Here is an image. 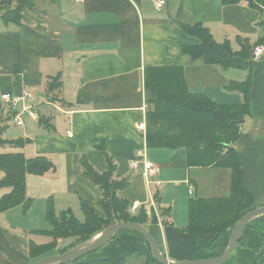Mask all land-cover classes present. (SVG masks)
<instances>
[{
	"label": "crops",
	"instance_id": "obj_1",
	"mask_svg": "<svg viewBox=\"0 0 264 264\" xmlns=\"http://www.w3.org/2000/svg\"><path fill=\"white\" fill-rule=\"evenodd\" d=\"M165 1V7L156 10L153 0H35V9L22 13L21 24L0 20V120L7 126L2 137L29 141L16 149L0 146V153L21 152L27 159L46 157L54 163V169L44 175L27 177V197L32 199L27 212L19 206L0 213V264H32L30 243L52 241L42 233L51 230L46 218L50 203L57 215L67 211L74 215L77 209L84 216L81 200L91 203L99 216L105 215L102 192L85 177L81 164L84 157L97 172H104L103 150L116 164L115 179L129 183L118 192L122 199L132 205L149 202L150 193L156 198L163 216L156 223L149 218L144 228L155 236L163 254L174 262L192 259L194 240L185 231L189 199L228 196L231 172L189 168L184 151L163 148L147 149V158L157 170L154 176L146 177L142 164L130 168L146 143L145 135L136 129L146 121L148 110L144 70L180 66L192 92L203 93L221 105H241L243 95L230 84L245 81L248 71L222 70L204 59L183 56L181 47L197 46L199 40L178 24L201 22L215 41L228 40L238 51L237 38L255 44L262 37L259 23L264 11L252 9L247 1ZM260 46L264 48V44ZM262 55L255 61L251 115L233 144L243 170L240 184L257 209L264 206V52ZM57 75H61L62 85L49 94L47 85ZM25 92L34 96L29 103L36 118L24 115V125L18 126L1 96ZM3 175L0 173V180ZM9 192L0 190V199ZM146 205L135 214L140 210L146 214ZM66 239L58 241L56 253L51 255L73 244L61 246ZM147 247L134 234L121 233L84 261L130 257L129 264H145L144 259L135 261L132 256ZM256 259L253 250L238 246L224 264H255Z\"/></svg>",
	"mask_w": 264,
	"mask_h": 264
},
{
	"label": "trees",
	"instance_id": "obj_2",
	"mask_svg": "<svg viewBox=\"0 0 264 264\" xmlns=\"http://www.w3.org/2000/svg\"><path fill=\"white\" fill-rule=\"evenodd\" d=\"M247 1L252 9L264 11V0H223V4H239ZM35 0H0V20L6 24H21L22 13L35 9ZM187 35L199 40L197 46L181 47V54L191 57L193 61L204 59L210 66H217L222 70H247L248 76L241 83L231 82V89L243 95L241 105H221L203 93H194L187 86L185 73L180 66H156L144 70L145 99L148 110L146 112V144L148 149H174L185 153L189 168H218L231 172L230 192L228 196L216 198L193 197L189 202V225L185 230L194 240L192 259H216L227 248L234 224L247 213L257 209L252 196L241 186L243 175L239 156L233 144L241 137L244 121L251 115V92L253 89V74L255 62L253 52L256 47L264 44V20L260 21L262 37L251 44L247 38H237L240 50L234 51L232 43L215 41L208 28L201 22L197 24H178ZM61 75L52 78L47 85L49 94H53L61 87ZM13 119L18 113L11 110ZM41 125L48 127L41 121ZM6 125L0 120V146L21 148L28 140H5L3 133ZM107 162L104 172H97L88 160L81 158L83 174L93 182L102 192L101 207L104 216H99L94 206L81 200V210L85 220L81 222L70 211L56 214L50 203L46 218L51 230L42 232L52 237L47 245L30 243V260L35 262L56 253L58 241L66 238L76 239L70 247L61 249L59 253L74 249L77 245L88 242L98 236L108 226L118 222L135 223L146 226L148 215L140 210L138 214L130 212L131 203L122 199L118 192L127 188L128 181L115 179L116 164L103 150ZM54 169V163L46 157L27 159L21 152L0 153V190L10 192L0 199V213L22 206L27 212L32 206V199L27 197L26 182L31 175L41 176ZM167 215V212H163ZM168 216H165L167 219ZM152 223L157 219L153 218ZM239 246L253 250L257 259L255 264H264V217L246 226ZM134 234L147 244L144 238L136 232ZM148 245V244H147ZM133 258L144 259L145 264H158L151 255L148 245L146 251H135ZM130 257L118 260H90L84 259L74 264H129Z\"/></svg>",
	"mask_w": 264,
	"mask_h": 264
},
{
	"label": "water",
	"instance_id": "obj_3",
	"mask_svg": "<svg viewBox=\"0 0 264 264\" xmlns=\"http://www.w3.org/2000/svg\"><path fill=\"white\" fill-rule=\"evenodd\" d=\"M244 121L240 122L242 125ZM264 217V206L252 210L247 213L242 219L238 220L232 229L229 239V244L225 251L216 259H190L188 261H172L166 257L159 247V243L155 236L143 226L135 223L118 222L103 229V232L98 236L90 239L88 242L76 246L67 252L51 255L41 258L32 264H74L106 246L109 242L114 240L119 234L124 232H136L140 234L151 249V255L158 264H224L230 258L232 252L239 246L246 230V226L251 222ZM264 246L259 255L261 256Z\"/></svg>",
	"mask_w": 264,
	"mask_h": 264
},
{
	"label": "built area",
	"instance_id": "obj_4",
	"mask_svg": "<svg viewBox=\"0 0 264 264\" xmlns=\"http://www.w3.org/2000/svg\"><path fill=\"white\" fill-rule=\"evenodd\" d=\"M77 3L82 2L83 0H75ZM154 1V7L156 10H161L166 5L165 0H153ZM264 48L262 46H258L255 48L253 52V61H257L260 59L263 55ZM33 95L30 93L25 92L23 95H14L11 96L10 94H2L1 98L3 102L10 107L11 110H17L18 113L15 116V121L18 126L24 125V119L22 118L24 115H27L31 118H36V113L33 110V105H31L29 102L30 100H33ZM136 129L140 131L142 134L146 137V121H143V123H140L136 126ZM147 144L145 143L144 147L137 151L135 154L134 159L130 162V168L131 169H137L139 165H143L144 173L146 177L154 176L157 173L156 168L152 165V163L147 158ZM147 184H151L147 180ZM190 195L194 194V187L191 186L189 190ZM147 204V205H146ZM147 206L146 215L149 216L150 219L157 218L158 221L161 219V215L159 212V206L158 202L156 201V198L150 193L149 194V202L147 203H141L140 201H136L131 205L130 212L135 214L140 208H143L144 206Z\"/></svg>",
	"mask_w": 264,
	"mask_h": 264
},
{
	"label": "rangeland",
	"instance_id": "obj_5",
	"mask_svg": "<svg viewBox=\"0 0 264 264\" xmlns=\"http://www.w3.org/2000/svg\"><path fill=\"white\" fill-rule=\"evenodd\" d=\"M263 20H264V19H263ZM12 121H13V122H12ZM12 121H11L10 124H11V126L14 127V124H13V123H14V120H12ZM160 209H161V208H160ZM160 209H159L160 215L163 216V215H162V211H161ZM35 213H36V212H35ZM74 215H75V217H77V218H78L80 221H82V222L85 220V217L83 216L82 212H81V211H78L77 209H75V211H74ZM75 240H76V239H73V238H71V239H66V240H65V243H63V244L61 243L60 245H61V246L65 245V244H66V245H69V244H71V243H74ZM63 247H64V246H63ZM97 252H98V251H96V252H94V253H91L90 255H93V254H95V253H97ZM88 257H90V256H88ZM88 257H86V258H84V259H87ZM136 260H137V259L135 258V261H136Z\"/></svg>",
	"mask_w": 264,
	"mask_h": 264
}]
</instances>
